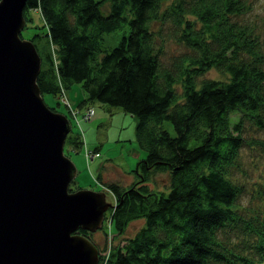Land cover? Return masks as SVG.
I'll list each match as a JSON object with an SVG mask.
<instances>
[{
	"label": "trees",
	"instance_id": "trees-1",
	"mask_svg": "<svg viewBox=\"0 0 264 264\" xmlns=\"http://www.w3.org/2000/svg\"><path fill=\"white\" fill-rule=\"evenodd\" d=\"M101 1L22 6L24 25L44 27L50 43L42 56L32 41L40 33L28 36L40 54L41 94L51 93L58 104L59 91L79 84L77 105L96 99L136 117L133 140L143 153L127 169L134 176L127 184L99 181L114 198L101 229L119 235L130 218L143 220L123 241L94 244L96 263L264 264V184L243 198L231 178L242 146L264 154V137L244 128H264V38L258 22L244 19L252 1L107 0L106 12ZM122 25L127 31L118 42L105 45L103 32ZM155 34L176 40L184 52L159 59ZM209 66L225 78L198 79ZM68 117L64 137L80 148L83 119L75 124ZM158 170L167 171L166 187L149 184Z\"/></svg>",
	"mask_w": 264,
	"mask_h": 264
},
{
	"label": "water",
	"instance_id": "water-1",
	"mask_svg": "<svg viewBox=\"0 0 264 264\" xmlns=\"http://www.w3.org/2000/svg\"><path fill=\"white\" fill-rule=\"evenodd\" d=\"M24 0H0V264H97L94 231L113 207L96 187L69 189V117L43 101L40 54L22 37Z\"/></svg>",
	"mask_w": 264,
	"mask_h": 264
},
{
	"label": "rangeland",
	"instance_id": "rangeland-1",
	"mask_svg": "<svg viewBox=\"0 0 264 264\" xmlns=\"http://www.w3.org/2000/svg\"><path fill=\"white\" fill-rule=\"evenodd\" d=\"M251 1L252 8L246 13L244 19L250 16L251 18L249 19L253 20L252 22H258L257 28L264 38V0ZM99 7L102 9V12H106L108 10V1H101ZM36 18L37 16L34 13L30 22L33 23ZM155 22V20L152 21L151 26L157 29L158 23ZM35 30L40 34L32 37V41L37 43L36 46L39 53L44 56V52L50 45L43 32L45 30L44 27L36 26L34 28L29 25H24V27L20 29V34L22 37H28L31 36L32 32ZM159 30L162 32L161 28ZM123 31H127L124 25L120 26V28H112L107 32H103L105 45L110 47L111 44L118 42L120 34ZM154 38V46L161 48L157 53L158 57L163 61L169 62L174 54L184 52L186 48L172 38H167L165 36L160 37L157 34H155ZM207 77L225 78V75L215 67L209 66V68H206L205 71L197 75L198 79ZM41 95L43 96V101L47 105H53L55 110H62L64 113L68 112V116H71V121L75 122V124L79 123V119H83L80 125L82 128L79 130L80 135L83 137L82 146H80L81 149L70 147L66 139L63 140L62 144V148H64L63 151L68 154L77 168L74 179L68 183L71 189H74L77 185L78 187H89L92 189L99 187L105 189L101 182L106 183L107 181H115L121 185H125L130 179L134 178L133 174L130 172L131 170L127 171V169L130 167L133 168L132 165L137 159L136 157H138L139 154L142 155L143 152L133 140V128L136 120L133 114L125 110L123 111L117 104H108L105 101L100 102L96 99H92L90 102V104L93 105L92 113H90L88 117L85 106L89 104L86 105L82 103L79 106L76 103V100L83 95L82 89L79 88V84L72 83L69 89L59 91L57 94L58 104L54 103L55 96L51 93H43ZM69 105H72L71 112ZM81 109L85 111L87 118L83 115V111L81 113ZM248 124L244 125L247 134H256L259 137H264V128L258 129L254 124H251V126ZM74 127L76 128V126ZM240 150V158H238L240 162L239 167H233L231 169V178L235 179L241 186L242 192H245L243 198H247L249 196L248 194L251 193L250 191H253L255 185H259L260 183L264 184V154L261 155V158V156H259L260 154H256V149L248 148L245 145L242 146ZM152 175L153 181L149 182L150 185L158 188L167 186V171L158 170ZM99 181L101 182L99 183ZM106 192H108L110 198L113 200L111 192L108 190H106ZM240 198H242V196ZM142 220V217L130 218L124 231L119 233V235H112V230H108L107 233L104 234L101 226L89 235L99 249V247H102L108 240H112L116 243L118 241H123L124 237L136 231V228L140 225ZM108 221L107 218L103 219L102 226L106 227ZM100 251H102V249H100Z\"/></svg>",
	"mask_w": 264,
	"mask_h": 264
},
{
	"label": "built area",
	"instance_id": "built-area-1",
	"mask_svg": "<svg viewBox=\"0 0 264 264\" xmlns=\"http://www.w3.org/2000/svg\"><path fill=\"white\" fill-rule=\"evenodd\" d=\"M62 91V90H61ZM67 101V100H66ZM68 104V103H67ZM70 106V112L72 111V109H71V107H72V105H69ZM85 109H86V111H87V114H88V117L90 116L89 114L90 113H92V106L91 105H87V106H85ZM82 111H83V115L87 118V115H85V111L83 110V109H81V113H82ZM83 116V117H84ZM85 154H86V152H85ZM89 157H90V155H89Z\"/></svg>",
	"mask_w": 264,
	"mask_h": 264
},
{
	"label": "flooded vegetation",
	"instance_id": "flooded-vegetation-1",
	"mask_svg": "<svg viewBox=\"0 0 264 264\" xmlns=\"http://www.w3.org/2000/svg\"><path fill=\"white\" fill-rule=\"evenodd\" d=\"M82 230H83V229H82ZM83 231H85V232H86V236L89 237V238L91 239V237H90L89 234H90L91 232H93V231L88 230V229H87V230H83ZM94 231H95V230H94ZM91 241H92V239H91ZM92 242H94V241H92ZM94 243H95V242H94ZM95 244H96V243H95Z\"/></svg>",
	"mask_w": 264,
	"mask_h": 264
}]
</instances>
